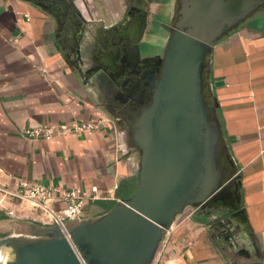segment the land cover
I'll list each match as a JSON object with an SVG mask.
<instances>
[{"label": "crops", "instance_id": "crops-1", "mask_svg": "<svg viewBox=\"0 0 264 264\" xmlns=\"http://www.w3.org/2000/svg\"><path fill=\"white\" fill-rule=\"evenodd\" d=\"M125 1L0 0V187L15 188L20 180L89 192L97 186L98 198L86 202L83 218L98 217L136 191L140 159L122 150L118 127L82 85L61 47L72 35L71 18L91 31L105 29L121 21ZM85 37L82 33L80 40ZM206 79L226 147L223 159L235 170L239 188L233 187L222 208H187L164 235L152 264H254L259 256L264 261V21L243 24L218 40ZM86 121L100 124L92 132L51 139L25 136L27 129L43 125ZM63 205L50 203L54 209ZM22 208L27 219L9 216ZM238 212L236 219H245L252 236L244 235L245 251L230 246L214 225ZM0 218L18 228L6 235L26 232L28 223L47 224L41 209L4 197L2 190Z\"/></svg>", "mask_w": 264, "mask_h": 264}, {"label": "water", "instance_id": "water-1", "mask_svg": "<svg viewBox=\"0 0 264 264\" xmlns=\"http://www.w3.org/2000/svg\"><path fill=\"white\" fill-rule=\"evenodd\" d=\"M182 13L150 103L127 116L129 143L140 150L136 191L98 217L68 221V236L57 224L28 223L26 232L0 238L6 264H152L164 235L187 208H205L239 188L235 170L223 159L220 121L205 90L209 53L238 26L225 24L231 13L222 0H191ZM238 215L214 225L230 246L245 251L244 235L252 236ZM254 264H264L263 258Z\"/></svg>", "mask_w": 264, "mask_h": 264}, {"label": "flooded vegetation", "instance_id": "flooded-vegetation-1", "mask_svg": "<svg viewBox=\"0 0 264 264\" xmlns=\"http://www.w3.org/2000/svg\"><path fill=\"white\" fill-rule=\"evenodd\" d=\"M190 1L126 0L120 22L93 31L73 17L69 30L72 35L64 40L66 44L61 43V47L67 49L69 64L79 75L82 85L118 127L122 150L138 158L139 148L129 143L127 116L150 103L172 30L183 16L184 4ZM222 3L227 4L231 13L226 25L235 23L239 27L264 21V0H222ZM249 11L250 14L245 16ZM79 28L83 30L79 31ZM108 32L116 35V43L104 41ZM82 33L88 37L80 40ZM125 135L129 141H125ZM226 202L222 199L210 204L222 208Z\"/></svg>", "mask_w": 264, "mask_h": 264}, {"label": "built area", "instance_id": "built-area-1", "mask_svg": "<svg viewBox=\"0 0 264 264\" xmlns=\"http://www.w3.org/2000/svg\"><path fill=\"white\" fill-rule=\"evenodd\" d=\"M99 122L86 121L74 122L70 125L63 124L60 127L54 125H43L25 131V136L29 139L45 138L51 139L58 133L92 132L99 127ZM4 197H17L22 201L31 203L34 207L43 211L44 219L47 224H57L68 236L66 223L70 220L83 217V208L88 200L97 199L99 188L93 186L91 193L80 187L65 188L58 185L32 183L26 180H20L15 188H2ZM63 201L64 205L60 209H54L50 203L54 201ZM10 215L16 216V212L11 210Z\"/></svg>", "mask_w": 264, "mask_h": 264}, {"label": "rangeland", "instance_id": "rangeland-1", "mask_svg": "<svg viewBox=\"0 0 264 264\" xmlns=\"http://www.w3.org/2000/svg\"><path fill=\"white\" fill-rule=\"evenodd\" d=\"M105 38V37H104ZM117 37L115 34H111L109 35L108 37H106L104 39V41L106 42H110V41H113L114 43H116L117 41L115 40ZM206 81L207 79L205 80V90H206ZM206 94H207V90H206ZM208 96V95H207ZM26 202V201H25ZM28 210V209H27ZM24 208H22V210L20 211L21 213L18 214V212L16 213V216H13V217H18V219L20 220H24V219H27V217H25V214H24ZM19 216H18V215ZM12 217V215H9ZM43 224V223H42ZM43 225H51V224H43ZM15 230H18V228L15 226V224L13 222H10L9 220L7 219H1L0 218V238L2 237H5L7 236L5 233L6 232H9V231H15Z\"/></svg>", "mask_w": 264, "mask_h": 264}, {"label": "bare ground", "instance_id": "bare-ground-1", "mask_svg": "<svg viewBox=\"0 0 264 264\" xmlns=\"http://www.w3.org/2000/svg\"><path fill=\"white\" fill-rule=\"evenodd\" d=\"M7 257V253H3L2 251H0V264H6Z\"/></svg>", "mask_w": 264, "mask_h": 264}]
</instances>
